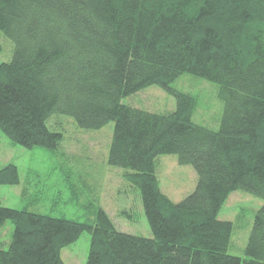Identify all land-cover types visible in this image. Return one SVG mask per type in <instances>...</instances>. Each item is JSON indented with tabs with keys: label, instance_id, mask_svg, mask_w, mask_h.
I'll list each match as a JSON object with an SVG mask.
<instances>
[{
	"label": "trees",
	"instance_id": "1",
	"mask_svg": "<svg viewBox=\"0 0 264 264\" xmlns=\"http://www.w3.org/2000/svg\"><path fill=\"white\" fill-rule=\"evenodd\" d=\"M0 31L13 43L0 63V131L55 149L53 116L84 129L113 121L107 162L138 188L152 233L119 231L101 207L90 221L0 205V226L13 224L0 264H64L60 249L83 232L86 264H264V0H0ZM183 73L218 85L217 129L191 119L196 98L171 85ZM152 84L174 110L121 103ZM158 154L196 172L178 202L159 189ZM18 182L16 165L0 169V183ZM237 189L263 199L245 257L227 252L233 224L217 218Z\"/></svg>",
	"mask_w": 264,
	"mask_h": 264
},
{
	"label": "rangeland",
	"instance_id": "2",
	"mask_svg": "<svg viewBox=\"0 0 264 264\" xmlns=\"http://www.w3.org/2000/svg\"><path fill=\"white\" fill-rule=\"evenodd\" d=\"M12 51V41L0 31V63L9 61ZM171 85L196 98L191 116L194 122L218 128L223 102L216 83L183 73ZM121 103L158 113L175 108V98L156 84L121 98ZM49 125L61 128L63 133L55 149L26 148L12 143L0 131V169L14 164L19 177L16 184L0 183V205L90 221H94L95 211L101 207L119 231L151 237L138 188L124 179L125 169L107 162L114 122L98 129H84L68 116H53ZM154 160L159 189L171 201H180L194 189L197 175L190 164H179L175 154H158ZM262 203V198L237 189L222 204L217 218L233 224L229 254L245 257L253 217ZM12 230L10 220L0 226L1 248L8 246ZM89 245L90 233L83 232L62 247L60 257L64 264H86Z\"/></svg>",
	"mask_w": 264,
	"mask_h": 264
}]
</instances>
